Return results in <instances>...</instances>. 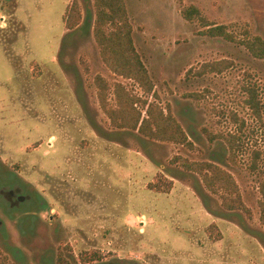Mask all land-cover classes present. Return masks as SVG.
Listing matches in <instances>:
<instances>
[{
  "label": "rangeland",
  "instance_id": "1",
  "mask_svg": "<svg viewBox=\"0 0 264 264\" xmlns=\"http://www.w3.org/2000/svg\"><path fill=\"white\" fill-rule=\"evenodd\" d=\"M76 1L68 30L73 0H0V264H58L60 254L68 264H264V59L239 43L264 40V0H125L149 94L102 62L94 1ZM190 6L235 41L187 20ZM221 60V73L201 71ZM97 76L108 108L122 84L169 111L192 147L112 124ZM185 160L230 173L244 208L228 209L234 195L211 191Z\"/></svg>",
  "mask_w": 264,
  "mask_h": 264
},
{
  "label": "trees",
  "instance_id": "2",
  "mask_svg": "<svg viewBox=\"0 0 264 264\" xmlns=\"http://www.w3.org/2000/svg\"><path fill=\"white\" fill-rule=\"evenodd\" d=\"M93 1L95 7L93 37L99 48L102 62L114 74L126 79H132L145 93H152V81L133 44L132 27L128 20L125 0ZM182 15L187 20H192L194 17L203 20V25L209 27L207 32L210 35H220L230 41H235V38L226 31V26H214L210 24L203 18L200 10L195 6L183 9ZM80 17L81 12L79 4L76 0H73L64 17L65 28L68 30L75 28L80 22ZM239 43L244 45L254 58L264 59V40L260 37H247L244 40H240ZM227 64L228 62L225 60L206 63L202 66L201 71L204 73H221L227 67ZM95 81L99 86L98 96L100 106L107 114L112 124L120 128L128 127L137 130L140 134L151 139L192 147L182 127L169 111L165 113L163 108L158 104L148 103L147 100H140L119 83L114 86V94L118 107L116 109L108 108L105 95L108 85L101 76H97ZM246 90L249 92V96L246 100L247 104L257 109L258 101L256 99L255 90L252 88L251 90L249 88ZM136 102H141L142 107H147L146 116L142 117L141 111L135 108ZM209 138L210 140L213 139L212 137ZM235 139L236 137L232 134L227 139L229 148L232 151L238 147L236 146L237 143ZM255 160L252 163V169H256ZM183 162L186 169L198 173L202 177L204 184L211 191L216 192L214 187L218 186V188L225 189L228 193L234 195L231 199L225 198V206L228 209L244 208L237 184L230 173L210 162H189L186 160ZM164 181L166 190H170L171 180L164 178ZM153 189L156 191H166L162 190L159 185L153 187ZM259 191L262 195V200L259 202L260 219L264 226V182L259 187ZM97 258L98 256L96 259ZM86 260L91 261L93 257L90 256ZM57 262L58 264H68L61 254L58 256Z\"/></svg>",
  "mask_w": 264,
  "mask_h": 264
}]
</instances>
